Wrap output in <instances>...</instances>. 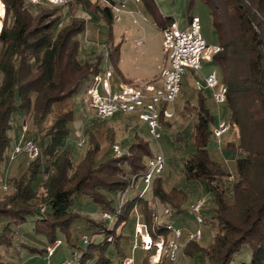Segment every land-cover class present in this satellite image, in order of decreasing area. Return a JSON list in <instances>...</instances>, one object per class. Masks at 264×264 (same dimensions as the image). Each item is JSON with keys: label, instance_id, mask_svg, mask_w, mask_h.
Segmentation results:
<instances>
[{"label": "trees", "instance_id": "trees-1", "mask_svg": "<svg viewBox=\"0 0 264 264\" xmlns=\"http://www.w3.org/2000/svg\"><path fill=\"white\" fill-rule=\"evenodd\" d=\"M0 1L6 10L0 31V169L16 146L12 137L16 115H29L41 132L52 114L45 133L35 137L39 155H16L30 160L19 176L10 177L7 185L11 191L0 197V218L7 221L0 230V246L12 245L8 235L12 225H22L29 218L35 222V231L47 238V246L62 240V236L71 246H77L72 225L84 220L93 232L87 235V243L82 238L85 247L80 245L79 255L74 252L70 260L77 264H124L128 256L122 245L124 228L135 208L141 207L154 238L167 234V222L161 228L154 225L153 203L143 195H126L124 202L120 201L133 178L140 179L148 159L155 154L150 144L139 138L120 156L99 161L100 143L90 131L89 150L76 162L69 145L73 109L65 108L83 85L87 88L92 77L104 70L107 61L119 62L121 45L115 43L112 30V5L118 0H107L111 5L104 0H64L61 4L47 0ZM143 1L156 15L161 30L175 20L163 15L160 18L155 0ZM196 1L191 0L190 8ZM200 1L210 11L222 48L213 61L228 86L223 105L230 111L229 120L239 127L238 141L227 140V149L237 160V172L232 173L225 162L210 155L215 118L201 93L197 107L185 106L184 115L191 114L195 121L193 144L183 167L188 180L202 181L214 197L213 216H207L203 208L204 227L214 232V237L208 247L188 241L183 251L203 256L211 264H231L235 255L249 246L251 260L243 264H264V0ZM65 13L71 20L56 31ZM86 14L99 16L111 30L110 44L89 57L82 56V34L89 21ZM56 104L65 109L59 111L58 106L56 110ZM162 124L170 126L169 120H162ZM176 141L183 140L177 137ZM38 180L39 188L35 186ZM114 193L119 195L118 200L112 197ZM153 197L169 207L172 215H181L188 194L181 189L166 191L162 176H158ZM77 198L99 205V219L75 210ZM104 212L112 215V223L102 217ZM47 246L32 250L47 253ZM145 262L149 263L147 258Z\"/></svg>", "mask_w": 264, "mask_h": 264}, {"label": "rangeland", "instance_id": "rangeland-1", "mask_svg": "<svg viewBox=\"0 0 264 264\" xmlns=\"http://www.w3.org/2000/svg\"><path fill=\"white\" fill-rule=\"evenodd\" d=\"M1 3L4 6V13H1ZM190 4L191 0H155V7L160 14V18L162 15L173 17L181 28H185L188 25L191 16H200L202 35L205 40L209 44H219L218 34L212 25L208 7L200 0L196 1L192 8H190ZM139 7L142 13H139L138 8L130 3L121 13L122 20L113 23L114 41L116 44L121 45L118 64L116 65L110 60L105 63V67L113 71V82L135 79L155 82L160 78L162 69L166 65V55L163 50V34L159 25L156 23L158 19L151 10L146 8L143 0ZM129 10H134V14ZM5 12V5L0 1V31L3 26ZM78 13L82 14L81 10ZM86 16L89 18V21L86 31L82 34L83 57L94 56L97 52L104 49L105 46L109 45L111 34L110 27L99 16L95 14H86ZM70 20L71 16L65 13L64 19L56 28V31L65 24H68ZM213 69H217L220 76V69L213 60L203 61V69L201 71H194L193 69H187L185 71L182 78L181 91L175 101L169 104V108L173 111L174 116L169 119L170 126H163L161 128L162 138L159 140L155 139L149 133V128L145 122L138 118L135 119L132 115L118 114L105 119L98 118L85 101L86 85H83L67 101L69 104L65 107L67 108L69 106L73 109L72 133L70 135L69 145L72 147L76 162H79L89 150L91 142L90 131H92L100 143L101 148L97 156L99 161H103L113 155L118 157L114 153V144H119L122 151L125 152L139 138L144 139L150 144L151 151L154 154L163 153L165 155L166 167L162 175L163 186L166 191L181 189L187 192L188 198L182 205L184 212L181 215H165V208L169 207H164L157 199H154V183L143 196L153 203V212L156 207L158 208L160 219H165L166 222H171L184 230L182 237L184 245L188 242V233L198 228L195 215L191 211L192 203L199 199H204L206 201L204 213L209 217L213 216L215 209L214 197L207 185L202 181L188 180L185 175L183 159L187 156L193 144L195 121L191 114L186 113L184 115L185 106L190 104L191 106L197 107L202 93L205 97L206 105L210 108L215 118L213 127L218 126L221 120L230 118L229 109L216 101L212 88H204L202 92L196 88L195 82L200 80L204 84L206 76ZM58 106L59 104H56V110L59 107V111L65 109L62 104ZM25 119L29 121H27L26 130L23 128ZM51 120L52 114L48 116L41 132H38L37 128L29 119V115L26 117L22 113H18L14 121L16 127L12 132L13 139H16L18 135L15 142L16 145L21 139L23 141L29 138H34L35 140V137L38 139L39 136L45 133ZM80 135L85 139L82 146L78 145ZM177 137L182 138V143L176 141ZM238 139L239 127L238 130L232 129L222 137L214 136L209 145L210 155L217 161L225 162L232 173L237 172V160L234 154L227 149V140L238 141ZM12 151H10V159L8 162L4 163L0 169V178L2 180L0 197L11 191V188H4L5 184H8L10 177L13 175L19 176L30 160L28 158L29 155H21L18 157L13 155ZM39 185L38 180L35 186L39 188ZM144 187L145 183L143 180L141 178L138 179L135 186L129 190L127 197L130 198L141 193ZM112 197L115 200L119 199L117 193H114ZM120 201H122V196L120 197ZM74 209L92 218L99 219L100 217V206L87 198H77ZM137 210L142 211L141 207H138ZM133 214L134 216L132 215L124 228L125 238L122 241V245L126 253L134 258V264H150V253H146L142 248L133 249V244L137 240L135 233V211ZM32 219L29 218L22 225H12V230L8 235L12 239L13 244L10 246H0L1 264H61L64 260H70L74 256V252H76V255H79V246L85 247L82 241L83 236L85 234L90 235L93 232V228L87 226L89 223L85 224L84 220H77L72 225L73 239L77 246H71L62 236V245L53 256H50L45 252L32 250L38 247L43 249L48 244L47 238L35 231V222ZM6 222L4 218H0V230ZM153 222L156 226L154 218ZM203 230L204 236L198 243L202 247H208L213 240L214 232H209L205 227H203ZM183 249L175 264H211L207 258L198 255H188L184 253ZM251 256V248L244 246L242 251L235 255L231 264L250 262ZM145 258L148 259L149 263L145 262ZM89 264L93 263L90 262ZM165 264H169V262L165 261Z\"/></svg>", "mask_w": 264, "mask_h": 264}, {"label": "built area", "instance_id": "built-area-1", "mask_svg": "<svg viewBox=\"0 0 264 264\" xmlns=\"http://www.w3.org/2000/svg\"><path fill=\"white\" fill-rule=\"evenodd\" d=\"M33 3H39L41 0H30ZM53 4H61L64 0H47ZM108 4L107 0H104ZM142 0H119L114 3L113 10L115 21L122 20L121 13L127 8L129 3L136 5ZM111 5V4H110ZM141 13L140 9L138 11ZM146 18V17H145ZM163 50L166 55V65L163 67L160 78L155 82L150 81H112L114 76L112 69L105 67L101 73L92 77L87 88L85 101L89 108L98 118L105 119L118 114L132 115L145 122L149 128V133L157 140L162 138L161 128L162 120L167 121L174 116L169 104L178 97L183 74L187 69L201 71L203 61H212L214 55L221 51L219 44H209L202 35L201 18L198 15L191 16L188 25L181 28L176 20L167 24L162 29ZM196 88L202 91L204 88H212L214 97L219 104L227 100L228 86L222 81L217 69H213L205 78L203 84L200 80L196 82ZM23 128L27 129V121L24 122ZM238 130V127L231 120H221L218 126L213 128L216 137H222L230 130ZM85 139L80 135L78 145L82 146ZM114 152L119 156L123 153L119 144L113 145ZM39 147L34 139H23L14 147L13 155L27 153L31 158L39 155ZM166 158L163 153H157L148 159L147 169L142 172L140 178L145 183L141 191L144 195L152 187L154 180L162 176L165 171ZM137 177L133 178L132 185L122 195V201L129 190L135 186ZM5 189L8 185L5 184ZM206 204L204 199L192 203L191 211L195 215L198 228L188 233V241H200L204 236V215L203 208ZM138 208V207H137ZM135 208V233L137 240L133 244V249L142 248L146 253H150V264H161L168 261L169 264H175L178 261L180 252L184 244L182 237L184 230L171 222L166 223L167 234H159L157 238L152 235L148 223L143 219L144 214ZM165 215H171V209L165 208ZM153 218L156 227L161 228L166 222L160 219L158 208L153 212ZM103 217L110 219L113 217L110 213L104 212ZM85 243L89 241V236L84 235ZM62 240L57 239L47 247V254L53 255L62 245ZM61 264H77L72 260H64ZM124 264H134V258L127 256Z\"/></svg>", "mask_w": 264, "mask_h": 264}, {"label": "crops", "instance_id": "crops-1", "mask_svg": "<svg viewBox=\"0 0 264 264\" xmlns=\"http://www.w3.org/2000/svg\"><path fill=\"white\" fill-rule=\"evenodd\" d=\"M93 1H96V0H93ZM130 4V3H129ZM129 4L127 5V7L129 6ZM131 4H133L135 7H137L138 8V11H139V9H140V4H138V5H136V4H134V3H131ZM132 14H134V10H129ZM140 11H141V9H140ZM141 13H142V11H141ZM139 79H135V80H127V81H124V82H131V81H138ZM18 138V135L16 136V139ZM16 139H15V142H16ZM57 251V250H56ZM55 254V253H54ZM53 254V255H54ZM53 255H51V256H53ZM128 255V254H127ZM129 256V255H128Z\"/></svg>", "mask_w": 264, "mask_h": 264}, {"label": "bare ground", "instance_id": "bare-ground-1", "mask_svg": "<svg viewBox=\"0 0 264 264\" xmlns=\"http://www.w3.org/2000/svg\"><path fill=\"white\" fill-rule=\"evenodd\" d=\"M1 13H4V6L2 3H1Z\"/></svg>", "mask_w": 264, "mask_h": 264}]
</instances>
